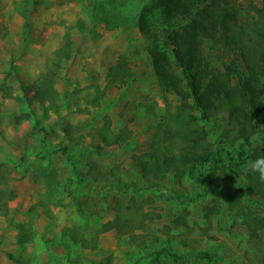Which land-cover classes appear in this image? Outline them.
Returning <instances> with one entry per match:
<instances>
[{"label": "rangeland", "instance_id": "rangeland-1", "mask_svg": "<svg viewBox=\"0 0 264 264\" xmlns=\"http://www.w3.org/2000/svg\"><path fill=\"white\" fill-rule=\"evenodd\" d=\"M151 1L0 0V141L10 119L30 130L21 170L0 171V264H18L8 252L23 264H264V229L252 234L224 180L206 190L207 181L142 172L137 157L175 153L184 143L162 136L178 126L179 97L161 87L138 27ZM238 1L242 21L252 19L251 0ZM202 47L212 64L230 62L213 39L203 37ZM120 62L129 73L112 80ZM44 79L54 81L58 109L35 98ZM199 122L213 151L226 162L227 151L237 155L225 111ZM258 146L264 151V132L248 153ZM197 173L216 177L212 164ZM235 178L246 189L245 210L264 217V197L248 195L244 174ZM110 220L121 228L105 229ZM74 230L89 246L70 237Z\"/></svg>", "mask_w": 264, "mask_h": 264}, {"label": "trees", "instance_id": "trees-1", "mask_svg": "<svg viewBox=\"0 0 264 264\" xmlns=\"http://www.w3.org/2000/svg\"><path fill=\"white\" fill-rule=\"evenodd\" d=\"M249 2L248 11L255 16L246 21H242L247 16L238 0H152L141 9L138 27L145 38V48L154 72L161 87L179 97L173 114L178 126L166 129L162 136L167 139L176 134L184 143L175 153L158 155L150 150L146 157L141 155L137 158L145 176L152 173L162 177L174 172L180 178L189 176L198 182L207 181L206 190L213 180H224L230 205L236 207L239 213L246 214L252 234L258 235L259 230L264 229V217L245 210L243 197L247 194L246 189L236 183L235 178L244 174L241 170L249 161L264 156L260 146L248 153L252 137L264 132V0H260V4L252 0ZM203 37L221 44L230 62H224L221 67L212 64L204 53ZM112 70H115L109 74L113 75L112 80L118 78L125 81L126 72L129 73L130 69L125 62H120ZM53 82V79H44L35 98L58 109L55 103L52 105L56 95ZM222 111L227 114L225 136L232 143L238 141L239 145L236 156L227 151L232 160L229 162H226L221 150L213 151L209 147L208 131L199 122L218 117ZM18 119L21 120L20 117ZM158 136L157 133L154 139ZM154 139L152 145L159 142ZM163 148L164 151L165 148L169 150L164 145ZM206 164H212L215 178L197 173L198 165ZM232 164L237 165L239 170L232 169ZM45 171L43 169L42 173ZM50 172L53 173L52 169L45 176L54 175ZM245 177L249 185L248 195L261 194L264 197V183L257 175L249 173ZM115 226L120 229L121 222L110 220L104 223L105 229ZM70 237L89 246L88 240L78 230L71 231ZM7 255L12 261L23 264L12 253ZM198 256L209 262L215 261L211 252L202 251Z\"/></svg>", "mask_w": 264, "mask_h": 264}, {"label": "crops", "instance_id": "crops-1", "mask_svg": "<svg viewBox=\"0 0 264 264\" xmlns=\"http://www.w3.org/2000/svg\"><path fill=\"white\" fill-rule=\"evenodd\" d=\"M10 120V126L5 130V139L0 141L2 147V151L0 152V163H3L2 166H0V171L5 175H9L11 171L17 169L21 170V161L19 158L23 150L20 146L23 145L27 132H30L27 128L28 121L24 120L18 125L17 129H15L14 119ZM8 139H10L12 143H10Z\"/></svg>", "mask_w": 264, "mask_h": 264}, {"label": "clouds", "instance_id": "clouds-1", "mask_svg": "<svg viewBox=\"0 0 264 264\" xmlns=\"http://www.w3.org/2000/svg\"><path fill=\"white\" fill-rule=\"evenodd\" d=\"M245 175L256 174L259 181L264 183V156H259L249 161L248 165L241 170Z\"/></svg>", "mask_w": 264, "mask_h": 264}]
</instances>
